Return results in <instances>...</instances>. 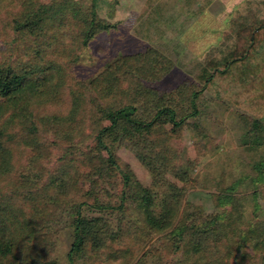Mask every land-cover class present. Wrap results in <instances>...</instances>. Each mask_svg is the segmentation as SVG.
<instances>
[{"label":"rangeland","instance_id":"1","mask_svg":"<svg viewBox=\"0 0 264 264\" xmlns=\"http://www.w3.org/2000/svg\"><path fill=\"white\" fill-rule=\"evenodd\" d=\"M76 1L86 10L94 6L93 0ZM96 9L99 19L112 25L94 33L83 44L79 24L70 20L66 27H61V32L71 42L65 46L64 54H52L64 64L60 77L63 76L62 83L66 87L59 93L66 96L82 93V113L77 118H81L80 121L88 119L91 123L92 117L98 119L101 109L111 102L124 105L144 97L152 99V105L168 106L167 99L171 100L174 90L180 87L184 93L194 89L201 92L197 99L198 115L187 117L182 127L173 133L174 121L157 126L154 134H158L161 143L160 146L154 144V151H150L157 164L156 171L153 172L130 146L113 141L109 144L123 166L132 169L131 181L151 190L155 212L166 207L160 184L165 179L181 194L178 218L184 210L194 212L198 218L195 225L204 227L208 219L217 220L223 215L234 223L228 235L247 228V221L264 232V139L262 143L245 142L253 139L258 131L254 129L248 133L252 119L264 118V107L242 106L246 99L264 105V85H260L264 84V0H98ZM246 26H255L256 36L245 61L233 66L228 83L217 74L214 84L205 85L204 70H213L208 64L216 61L222 69L223 64L232 59L239 31ZM134 54L138 59L128 62ZM246 67L255 73L251 72L250 76L258 80L252 89L237 80V69ZM0 100L8 103L9 99L0 97ZM68 102L63 105L53 101L47 107H35L38 114L44 115L37 123H44L37 134L36 147L40 151L14 143L22 154L21 158L15 154V166L16 175L23 182L19 191L23 202L16 203L29 218L37 217L35 210L44 213L50 209L39 197L45 198L44 189L52 182L51 169L60 175L64 171L60 166L63 161L61 145L54 139L60 138L70 126L68 109L71 103ZM149 109L153 110V106ZM153 114L155 109L148 111L145 118L150 119ZM138 116L144 117L142 109L138 110ZM73 127L71 130L78 135L77 140L82 138L84 143L93 144V135H86L87 126L83 131L75 124ZM16 129L11 130L15 132ZM16 134L19 137L22 130ZM37 152V156L33 155ZM90 170L89 164L73 163L63 176L68 178L70 192L74 196L80 194V201L95 204L96 195L105 196L103 203L114 208L104 211L83 205V211L104 214L110 221V229L117 230V235L113 234L114 240L108 238L97 250L85 249L79 254L77 264H138L142 259L155 262L158 258L177 262L178 258L190 255L172 248L170 232L174 226L158 230L148 224L146 208L139 205L136 191L124 185L120 175L110 181L99 180L94 185L96 177ZM9 178L10 175L0 181V198L14 193L7 185ZM233 186L234 189H229ZM224 193L233 194L235 199L229 198L230 204H227L222 199L224 196H220ZM96 202L100 204L101 201L97 199ZM2 208L12 214L10 207L2 205ZM69 208L62 207L64 212L59 213L62 219L52 220L38 233L42 242L39 256L49 251L60 264H70L68 253L73 236L69 225L72 213L66 210ZM209 241L216 264H228V247L223 237H210ZM255 241L250 236L248 243L253 246ZM47 244L51 250L44 246ZM251 249L248 251L252 252Z\"/></svg>","mask_w":264,"mask_h":264},{"label":"trees","instance_id":"2","mask_svg":"<svg viewBox=\"0 0 264 264\" xmlns=\"http://www.w3.org/2000/svg\"><path fill=\"white\" fill-rule=\"evenodd\" d=\"M97 2L98 0H93L94 6L86 10L76 0H0V97L9 99L8 103L0 100V181L10 175L7 185L14 190L11 195L6 196L5 194L0 198V264H17L18 262L60 264L59 259L54 255L51 256L49 251L39 256L38 252L42 242L39 240L38 233L52 220L62 219L59 213L64 212L62 207L65 205L70 207L66 209L69 210V214L72 213V222L69 223L73 236L68 253L70 264H77L79 254L85 249L87 251L93 247L97 250L105 245L108 238L113 239V236L117 235V230L110 229V221L104 214L83 211V205L90 209L100 208L104 211L114 208V206L103 203L105 196L101 198L96 195L93 198L95 204H90L87 201H80L82 199L80 194L74 196L70 192L68 178L63 174H67L73 163L89 164L91 175L96 177L94 183L92 182L94 185L99 180L110 181L113 177L120 175L123 184L136 191L135 199L139 205L146 208L148 214L145 219L148 224L157 227L158 230L174 226L170 232L173 238L172 248L174 247L184 255L190 254L187 258H178L177 262L158 258L155 262L142 259L138 264H216L209 241L210 237L215 239L216 236L223 237L227 244L230 258L228 264H264V232L260 231L256 225L247 221V228L240 229L236 234L233 231L232 235H228L229 227L234 224L230 217L221 215L217 220L210 218L204 227L195 225V220L198 218L194 212L184 210L180 212V218H178L181 194L176 186L165 179L160 184L163 186L166 207L155 212V201L151 190L131 181L132 169L128 165L123 166L116 150L109 144L113 141L130 146L153 172L156 171L157 164L153 162L150 151H154V144L160 146L161 143L158 134H154L158 131L157 126L174 121V128L171 132H176L182 127L187 117L200 113L197 99L201 92H196L194 89L185 94L180 87L174 90L171 100L166 98L170 105L163 107L155 103L152 105L150 102L152 99L145 97L124 105H115L111 102L110 105L101 109L98 119H95V116L92 117L91 123L88 119L80 121L81 118H77L82 113L80 96L82 93H69L67 96L59 93L63 87H66V84L62 83L63 76L60 77L64 64L52 54H64L65 46L71 42L70 38L68 39L64 32H61V27H66V22L70 20H76L79 24L80 35H82V43H87L94 33L112 25L99 19L96 9ZM254 28L255 26H246L239 31L237 45L231 55L232 59L223 64L222 69L216 61L208 64L213 70H204L203 75L207 78L205 85L214 84L217 74L224 83H228L227 79L231 77L229 74L232 73L230 71L233 66L244 62L251 46H254L256 36ZM132 58L138 59L136 54L130 55L128 62ZM136 70H138L137 67ZM251 72L254 73L250 67L239 68L236 75L238 82L252 89L255 87V81L258 80L250 76ZM246 100V104L243 102L242 106L264 107L260 101ZM53 101L63 103V105L67 101L71 103L68 109L69 118H71L69 119L70 126H67L68 128L64 130L66 132L60 138L54 139V142L61 145L63 161L60 166L64 167V171L60 175L56 170L51 169L50 181L52 182L44 189V192H47L43 195L45 198L39 197L48 204L46 206L50 209L44 213L35 210L34 214L38 213L37 217L32 215L29 218L24 214L23 208L16 203L23 202L20 200L19 193L23 182L17 177V166H15V154L20 158L22 154L15 148L14 143H23V146L40 151L39 147H36L39 142L37 134L44 123H37L44 119V115L38 114L35 107L40 105L47 107ZM150 105L153 106V110L149 109ZM139 109L143 110L144 117L138 116ZM154 109L155 114L150 119L145 118L148 111H154ZM262 113L264 116V112ZM175 119L179 121L175 122ZM105 120L108 123H104ZM262 123H264L262 117L251 120V129H248V133L258 131L253 139L245 140V142H263L264 126ZM73 124L79 126L81 131L84 126L89 128L86 135L90 137L93 135L92 145L86 141L84 143L82 138L77 140L78 135L72 133L71 130ZM14 127L17 128L14 130L16 133L22 130L19 137L11 130ZM15 150H17L16 153ZM33 155L37 156L38 152ZM234 188L233 186L229 189ZM89 193H92V189H89ZM89 193L85 192L86 196L88 195L91 199ZM220 196H224L222 199L227 204H230L229 198L235 199L231 193L220 194ZM97 199L101 201L100 204L96 202ZM2 205L10 207L12 214L9 215L8 211L4 212ZM250 236L256 239L253 246L248 243ZM44 246L51 250L48 244ZM251 247L252 252H249L248 249Z\"/></svg>","mask_w":264,"mask_h":264}]
</instances>
